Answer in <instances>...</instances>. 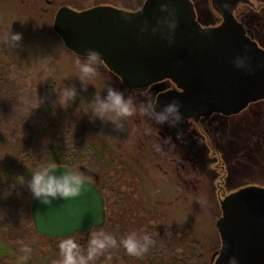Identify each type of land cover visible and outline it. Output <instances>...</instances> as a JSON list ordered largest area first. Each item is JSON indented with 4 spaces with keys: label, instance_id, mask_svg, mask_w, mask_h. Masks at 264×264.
<instances>
[{
    "label": "rangeland",
    "instance_id": "obj_1",
    "mask_svg": "<svg viewBox=\"0 0 264 264\" xmlns=\"http://www.w3.org/2000/svg\"><path fill=\"white\" fill-rule=\"evenodd\" d=\"M17 32L22 38L16 46L6 43V35ZM79 59L80 56L66 49L53 34L52 26L44 23L36 11L0 5V183L14 180L13 185L21 189L22 180L28 186L31 172L50 163L70 165L74 170L81 165L90 167L98 173L107 196L106 222L99 229L118 240L133 230L147 231L155 241L141 257L130 256L123 247H116L109 249L96 264H212L220 246L215 228L220 215L219 199L239 187V183H250L249 179L237 181L226 172L227 166H223L219 157L212 158V177L202 180L197 179L204 168L199 164L185 171L168 164L156 167L159 161L153 163L151 158L157 157L150 149L136 148L127 118L121 122L123 127L117 128L92 116L95 93L103 95L107 85L118 86L101 66L86 88H82ZM65 86H74L78 95L67 106H61L58 95ZM257 107L264 111V104ZM38 143L42 145L38 156L41 164L36 168L28 154L34 160L39 159ZM138 151L144 152L149 163L140 164ZM243 156L244 165L255 169V180L263 181L261 152L248 150ZM16 187L8 191L12 193L3 195L0 186V208L4 207V197L16 195ZM205 191L212 194L204 200ZM26 193L29 200L23 217L20 214L7 217L0 212L2 262L10 252L6 240L14 229L9 227L15 223L29 229L25 233L32 249L30 255L40 250L31 245L36 241L42 243L43 238H35L30 228H33L32 195L28 187Z\"/></svg>",
    "mask_w": 264,
    "mask_h": 264
},
{
    "label": "water",
    "instance_id": "obj_2",
    "mask_svg": "<svg viewBox=\"0 0 264 264\" xmlns=\"http://www.w3.org/2000/svg\"><path fill=\"white\" fill-rule=\"evenodd\" d=\"M162 3L174 9L178 20L171 42L152 31L168 14L160 9ZM52 29L76 55L98 50L104 65L128 88L165 79L174 83L180 91L159 94L157 110L177 99L184 116L232 114L264 98V50L229 15L218 26L201 27L189 0H147L141 13L110 7L60 10ZM237 55L246 56L244 68L234 66ZM58 166L57 172L69 168ZM220 209L215 222L220 247L212 264H229L233 257L238 264H264V187L240 188L220 201ZM30 215L37 234L61 238L102 227L105 200L92 183L76 197L48 204L32 197Z\"/></svg>",
    "mask_w": 264,
    "mask_h": 264
},
{
    "label": "flooded vegetation",
    "instance_id": "obj_3",
    "mask_svg": "<svg viewBox=\"0 0 264 264\" xmlns=\"http://www.w3.org/2000/svg\"><path fill=\"white\" fill-rule=\"evenodd\" d=\"M189 1L193 6L195 19L201 27L218 26L223 22L224 14L229 15L237 23L241 24L245 34L264 50V0ZM144 3V0H0V5L6 7L15 5L16 7H25L36 11L40 19L51 26H53L54 19L60 10L82 12L96 7H110L117 10L134 12L137 11L141 4L144 5ZM52 32L56 37L60 38L53 29ZM102 67L104 74L114 78L118 88L124 90L126 95H131L137 106L143 102L146 95L156 99L159 94L166 91H180L175 84L168 79L152 83L142 88H128L122 84L119 77L114 75L103 64ZM261 103L264 104V98L250 102L239 112L232 114L211 112L207 115H199L198 117L182 115V120L176 124L175 128L169 126L167 123L164 125H154L150 120L138 112L128 117L127 120L130 125V135L133 136L136 141V148L143 149V151L146 148L150 149L152 154H155L157 157L155 158L153 156L151 160L153 163L159 161V166H156L159 169L162 165L168 164L171 166L174 165L176 170L181 169L185 171L186 168H192L193 164H199L204 168L198 173L199 176L197 179L202 180L206 177H212V168H210L212 158L219 157L223 162V166L225 164L227 166L226 172L237 179V181H240V179H249L250 183H239V187L231 190L220 198V203L225 196L240 188L246 186L264 187V180H255V169L246 167L247 164L244 165L245 157L243 156L248 150H252L253 153L259 151L264 156V111H261V109L257 107ZM121 133L123 132L121 131ZM138 153L140 155V164L143 165L147 163L148 161L145 160V156H143L144 152L140 154L138 151ZM242 159L243 161L241 162ZM70 168L76 171L73 167ZM78 170L92 176L93 184L104 197L107 213V196L102 187V182L98 173L92 168L82 165L78 167ZM205 172H209V175H204ZM244 176L246 177L244 178ZM12 181L14 182V180ZM22 181L21 189L23 193L21 194V205L23 207V212L21 217L27 214L26 210L29 200L28 193H26L28 187L27 182L24 180ZM202 182L204 184V180ZM211 185L215 188L216 182L213 181ZM206 186L207 185H205V188ZM216 191L217 189L215 188V193ZM211 194L212 192L205 191L203 199H209ZM4 201L5 199L2 201V204ZM5 205L6 204H4V206ZM18 212L19 210L16 209L13 214H18ZM9 228L14 229L13 233H9V237L6 240L10 252L9 255L7 254L4 256L7 258L5 262L0 260V264H58L61 259L59 242L62 239L68 237L76 239L82 249L86 250L88 241L92 236L91 232L99 229L98 227H92L86 231H77L61 238H52L37 234L33 226L35 238H43V241L42 243L38 241L33 242L31 245H33L34 248L40 249L39 252L34 256L30 255L27 259H24L21 246L22 244H27L29 246V242L26 240L27 234L25 233L27 225L24 229L15 223Z\"/></svg>",
    "mask_w": 264,
    "mask_h": 264
},
{
    "label": "clouds",
    "instance_id": "obj_4",
    "mask_svg": "<svg viewBox=\"0 0 264 264\" xmlns=\"http://www.w3.org/2000/svg\"><path fill=\"white\" fill-rule=\"evenodd\" d=\"M160 9L167 11L168 14L166 17L160 18L157 26L153 27L152 31H160L171 42L178 20L175 17L174 9L170 8L168 4H160ZM142 11L143 4L137 9V13ZM21 38L22 36L18 32L8 33L5 41L12 46H16ZM246 59V56L237 55L232 62L236 68H244ZM77 64L80 71L81 87L86 88L90 83V79L98 74V70L103 64V56L96 49H87L81 54V59L77 61ZM105 89L103 95H101V92L95 93L94 110L91 114L102 121L113 123L117 128H122L123 124L121 122L137 112L154 125L167 123L169 126H174L182 120L181 104L177 99L169 100L157 110L158 100L150 96L146 95L143 102L137 106L133 97L126 95L124 90L112 85H107ZM77 95L78 92L74 86H65L58 95L60 105L67 106L68 102ZM58 168L62 167L50 163L31 172L28 189L34 199L48 204L57 198H73L80 195L88 185L93 183L92 176L81 170L73 171L71 168L64 167L62 171L57 172ZM154 243L153 236L147 231L137 232L133 230L118 240L111 233L99 230L92 234L86 250L82 249L76 239L71 237L62 239L59 242L61 259L58 264H96L109 249L116 247H123L130 256L141 257L148 252L150 246ZM21 251L24 254L23 258L27 259L32 249L27 244H22ZM229 264H238V261L233 257L230 258Z\"/></svg>",
    "mask_w": 264,
    "mask_h": 264
},
{
    "label": "trees",
    "instance_id": "obj_5",
    "mask_svg": "<svg viewBox=\"0 0 264 264\" xmlns=\"http://www.w3.org/2000/svg\"><path fill=\"white\" fill-rule=\"evenodd\" d=\"M39 144V143H38ZM42 146V145H41ZM40 146V144L38 145V147H40V148H38V150L36 151V157L37 158H39L38 156H40V149L42 148ZM33 152V151H32ZM33 155L32 154H28V158L29 159H31V164L33 163V162H35V163H33V165H34V167H36V168H38L39 166H40V164H41V161H40V158L39 159H37V160H34L33 158ZM28 163V162H27ZM25 166V165H24ZM70 166V165H69ZM71 167V166H70ZM1 185V187H2V189L1 190H3V195H5V194H10V193H12V192H8L9 190H12V188H14V187H16L15 185H13V183H12V181H6L5 183L4 182H2V183H0ZM6 187H8L7 189H6ZM19 188H15V194L16 195H14V196H8V197H4V199H5V201L3 202V204H6L2 209H4V210H1L0 212L2 213V214H5V215H7V217L8 216H10V215H12L13 214V212L17 209V210H19V213L18 214H22V209H23V207H22V205H21V202H22V196H21V194L23 193L22 192V189H19ZM13 191V190H12ZM29 194V193H28ZM0 208V209H1ZM14 210V211H13ZM9 222V221H8ZM30 222H31V218H30ZM31 225H32V223H31ZM30 225V226H31ZM104 226H105V224H104ZM104 226L102 227V228H104ZM31 229H32V231H33V228H32V226L30 227ZM101 229V228H100ZM99 229V230H100ZM27 230H29L28 228H27ZM217 253V252H216Z\"/></svg>",
    "mask_w": 264,
    "mask_h": 264
},
{
    "label": "bare ground",
    "instance_id": "obj_6",
    "mask_svg": "<svg viewBox=\"0 0 264 264\" xmlns=\"http://www.w3.org/2000/svg\"><path fill=\"white\" fill-rule=\"evenodd\" d=\"M81 57V56H80ZM103 65H104V63H103ZM105 66V65H104ZM106 67V66H105ZM107 68V67H106ZM108 69V68H107ZM109 70V69H108ZM113 73V72H112ZM114 74V73H113ZM115 75V74H114ZM117 76V75H116ZM118 77V76H117ZM120 79V78H119ZM56 165H58V164H56ZM216 222V221H215Z\"/></svg>",
    "mask_w": 264,
    "mask_h": 264
}]
</instances>
